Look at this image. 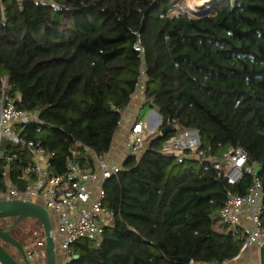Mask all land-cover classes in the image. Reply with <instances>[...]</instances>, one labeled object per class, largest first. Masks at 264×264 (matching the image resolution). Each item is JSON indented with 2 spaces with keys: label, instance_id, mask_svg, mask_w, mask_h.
<instances>
[{
  "label": "trees",
  "instance_id": "obj_1",
  "mask_svg": "<svg viewBox=\"0 0 264 264\" xmlns=\"http://www.w3.org/2000/svg\"><path fill=\"white\" fill-rule=\"evenodd\" d=\"M0 3V102L5 90L18 109L38 114L40 131L23 136L51 153L56 174L69 160L93 167L91 154L110 151L141 68L142 108L161 119L145 152L103 185L113 225L98 243H73L70 264L232 261L244 236L227 224L215 230L218 212L228 194L248 193L254 165L264 195V0H214L194 16L182 0ZM176 125L198 132L206 158L242 149L241 180L228 185L190 152L164 155ZM6 151L16 155L14 179L29 156ZM2 171L0 162V180Z\"/></svg>",
  "mask_w": 264,
  "mask_h": 264
},
{
  "label": "built area",
  "instance_id": "obj_2",
  "mask_svg": "<svg viewBox=\"0 0 264 264\" xmlns=\"http://www.w3.org/2000/svg\"><path fill=\"white\" fill-rule=\"evenodd\" d=\"M145 76V71L141 68L136 93L131 96V101L139 96L140 92L142 93ZM123 120L124 115L118 123L119 128ZM41 125L42 121L37 113L18 109L5 95L4 90L0 102V162L3 164L1 173L3 192L0 193V200L38 203L47 211L54 212L57 215L58 230L63 234L57 264H70L74 260L71 248L73 243L81 240L98 243L104 228L113 225V212L102 206L103 185L121 171L123 163L115 164L109 151L101 156L91 154L93 167L78 166L69 160L66 162L65 172L56 174L50 166L51 153L39 143L25 139L23 136L31 126L39 132ZM156 129L151 128L147 120L134 121L130 126V138L126 144L128 152L126 158L139 157L143 154L146 141L156 136ZM174 129L173 137L162 145L164 155L180 158L185 152H190L191 157L203 164L204 171L210 166L228 185H234L241 180L248 160L247 154L242 149H230L220 160L206 158L199 150L201 140L196 130L185 129L178 125ZM5 143L6 148L8 146L17 148L29 156V162L20 167L14 179L10 174L13 171L12 165L16 155L3 149ZM74 155L78 154L74 152ZM248 170L252 178L248 193L245 196L228 194L224 206L218 212V217L224 224L240 228L244 236L243 245L233 260L240 258L246 252L258 251L264 244L262 183L255 165ZM36 246L39 248L37 252L43 256L44 240L38 241Z\"/></svg>",
  "mask_w": 264,
  "mask_h": 264
},
{
  "label": "water",
  "instance_id": "obj_3",
  "mask_svg": "<svg viewBox=\"0 0 264 264\" xmlns=\"http://www.w3.org/2000/svg\"><path fill=\"white\" fill-rule=\"evenodd\" d=\"M206 12V11H205ZM204 13V12H203ZM158 124L160 123V116L158 115ZM173 131L172 125L164 127L159 137L165 138L167 134ZM15 219L13 225L7 230H0V241L6 243L16 249L21 254L25 264H31L24 253L22 245L10 236V230L21 224L26 219L36 220L43 231L44 249H43V263L42 264H57L58 254L55 248V238L53 236V227L50 221L48 211L38 203L24 202L18 200H0V221L6 219ZM78 256H74L77 260ZM189 263L188 258L179 259ZM0 262L2 264H18L1 246H0ZM258 264H264V244L258 249Z\"/></svg>",
  "mask_w": 264,
  "mask_h": 264
},
{
  "label": "crops",
  "instance_id": "obj_4",
  "mask_svg": "<svg viewBox=\"0 0 264 264\" xmlns=\"http://www.w3.org/2000/svg\"><path fill=\"white\" fill-rule=\"evenodd\" d=\"M144 98L142 95L135 97L124 111V120L122 126L118 129V132L114 136V147H111L110 156L115 164H121L127 157L126 144L130 136V126L136 120V118H142L141 120H147L151 128H157L158 115L154 110L149 108H142V102ZM142 109H146V113H142ZM226 264H258V257L255 252H246L240 258L232 260Z\"/></svg>",
  "mask_w": 264,
  "mask_h": 264
},
{
  "label": "rangeland",
  "instance_id": "obj_5",
  "mask_svg": "<svg viewBox=\"0 0 264 264\" xmlns=\"http://www.w3.org/2000/svg\"><path fill=\"white\" fill-rule=\"evenodd\" d=\"M182 1H183V3L181 5V9L185 10L190 16H194V15H196L195 13H198L197 10H199V13L201 12L200 10H207V8L211 5L212 1H214V0H211V2H210V0L208 2H206L204 4V6L201 7L202 9L195 7V4L199 0H182ZM176 7H178V5H176ZM146 112H147L146 109H142L143 114H145ZM6 146H7V144L5 143L3 146V149H6ZM113 147H114V140L112 141V148ZM0 185H1L0 193H2L3 192V178L0 180ZM48 213H49L50 221H51V224H52V227L54 230L53 236L55 238V241H54L55 248H56L57 254L59 256V247H60V243L63 239V234L58 230L57 215L52 211H48ZM11 220L12 219H6L5 221H11ZM223 226H224V223L221 221V219L217 218V220L214 224V229L219 231L222 229ZM35 228H37V231L32 237L34 243L38 242L39 239H41L43 237V232H42V230H40V224L36 220L26 219L19 225V230L21 231V233H23L22 235L27 234L26 232H30L32 229H35ZM254 252H255V255L258 257V251H254ZM38 261L39 262H37L36 264H42L43 263V257L40 258Z\"/></svg>",
  "mask_w": 264,
  "mask_h": 264
},
{
  "label": "flooded vegetation",
  "instance_id": "obj_6",
  "mask_svg": "<svg viewBox=\"0 0 264 264\" xmlns=\"http://www.w3.org/2000/svg\"><path fill=\"white\" fill-rule=\"evenodd\" d=\"M14 218L11 221H5V220H1L0 221V230L1 231H5L7 230L11 225H13L14 222ZM20 225V224H19ZM19 225L16 226L15 228H13L12 230H10V236H12V238H14L16 241H18L24 250L25 255L27 256V258L29 259V261L31 262V264H36L37 262H39L38 260L40 258H42V255L39 254V252H37V250H39V248L36 246V243H34L32 237L33 235L36 233L37 228L32 229L30 232H26L27 234L22 235L23 233H21V231L19 230ZM40 230H42L41 226H40ZM43 232V231H42ZM44 240V236L39 239V241ZM0 246L18 263V264H25L22 258V254L21 252L0 241ZM35 254V256H34ZM37 254H39V256H37ZM35 262V263H34Z\"/></svg>",
  "mask_w": 264,
  "mask_h": 264
},
{
  "label": "bare ground",
  "instance_id": "obj_7",
  "mask_svg": "<svg viewBox=\"0 0 264 264\" xmlns=\"http://www.w3.org/2000/svg\"><path fill=\"white\" fill-rule=\"evenodd\" d=\"M209 0H199V1H197V3L195 4V7H197V8H201L202 6H204V4L206 3V2H208ZM208 4V3H207ZM196 9V8H195Z\"/></svg>",
  "mask_w": 264,
  "mask_h": 264
}]
</instances>
